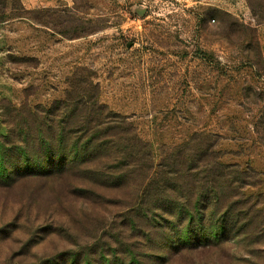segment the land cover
Returning <instances> with one entry per match:
<instances>
[{"label": "rangeland", "instance_id": "374dc122", "mask_svg": "<svg viewBox=\"0 0 264 264\" xmlns=\"http://www.w3.org/2000/svg\"><path fill=\"white\" fill-rule=\"evenodd\" d=\"M61 133L74 173L0 180V264H264V0H0V151Z\"/></svg>", "mask_w": 264, "mask_h": 264}, {"label": "trees", "instance_id": "16d2710c", "mask_svg": "<svg viewBox=\"0 0 264 264\" xmlns=\"http://www.w3.org/2000/svg\"><path fill=\"white\" fill-rule=\"evenodd\" d=\"M71 134L72 133H69V135L61 133L59 141L54 139L49 140L44 136L41 137L39 147H41L43 153H45L43 155L46 156V159L53 163H49V165H46L47 167L45 169H41L38 163L37 165H35L36 167H33V164H25L22 166L21 163H17L16 165L13 162L6 161L8 158H11L9 154L12 152V149H8L10 151H0V180H10V177H12L11 180L14 181L17 179L28 180L46 177L49 178L54 175L63 176L74 173V170L78 165L74 164V161L77 159L78 152H87V150L81 149L77 151L78 149L76 143L78 140L75 139V137L73 138L76 143H72V147L65 145L63 135H66L68 137L71 136ZM55 136L57 135L55 134ZM57 143L60 145L61 150L56 147ZM4 144L6 145V147H8L11 142L4 141ZM29 154V150L24 152V156L26 157H28ZM58 154H60L59 157ZM56 158L58 159L56 160ZM70 160H72L73 164L70 163ZM54 161L56 163H54ZM37 166L39 167V169ZM14 168H16L15 171H13ZM128 182H133L132 180H130V177L119 179L120 186L128 185ZM138 197L139 196L137 195V198ZM151 214L150 216H152L153 223L158 222L159 220L157 219V216L153 213ZM175 214H171V218L173 219H162L163 217L161 218L164 225H167L169 227V230H172V226L174 225L173 220L175 219ZM239 216H232L230 214V211H228L223 215H220L217 222L213 221L214 225L210 229L204 230V225L207 224L206 222H208V215L206 213L188 212L185 215H183V213L177 214L176 220L180 223L179 225L181 227L183 226V224H187V230L192 229L194 231L196 229V226H198L200 233L193 231L192 233H190L198 236V239L192 242V244L188 241V239H176L173 244H168L167 248L172 254L177 255L183 253L186 250H193L201 247L213 246L217 248H225L227 244L231 243L232 241H234L232 245L240 244L243 242V237L246 233V229L244 227H238L237 223H235L234 218L238 220L237 222H240L242 220V218H240ZM209 236H212V239L209 240ZM203 238H206L205 240H209V242L205 243V241L204 243H202Z\"/></svg>", "mask_w": 264, "mask_h": 264}]
</instances>
